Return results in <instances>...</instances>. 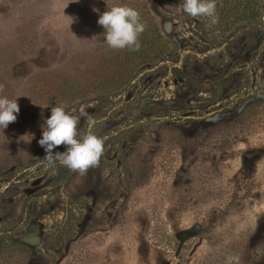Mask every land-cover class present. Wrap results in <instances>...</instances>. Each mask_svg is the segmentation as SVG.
<instances>
[{"label": "rangeland", "instance_id": "374dc122", "mask_svg": "<svg viewBox=\"0 0 264 264\" xmlns=\"http://www.w3.org/2000/svg\"><path fill=\"white\" fill-rule=\"evenodd\" d=\"M226 1L212 24L182 0H0V96L20 107L0 129V264H264V11L225 24ZM115 5L170 42L123 79L97 23ZM56 105L103 140L84 172L42 160Z\"/></svg>", "mask_w": 264, "mask_h": 264}, {"label": "clouds", "instance_id": "9594fccd", "mask_svg": "<svg viewBox=\"0 0 264 264\" xmlns=\"http://www.w3.org/2000/svg\"><path fill=\"white\" fill-rule=\"evenodd\" d=\"M181 9L191 17H208L212 24L217 22L216 0H182ZM97 23L104 29L102 35L109 48H127L130 51L140 49L139 37L145 31V25L134 8L127 5L107 8L99 16ZM17 98L0 96V129H6L17 120L20 112ZM82 117H85L83 110L80 115H76L73 111L66 110L63 105L51 108L50 117L42 125V138L38 141L45 151L42 160L47 166L51 167L59 162L70 170L84 172L98 163L104 151L103 140L94 133L80 134L78 125ZM60 145L65 146L64 151H53Z\"/></svg>", "mask_w": 264, "mask_h": 264}, {"label": "trees", "instance_id": "16d2710c", "mask_svg": "<svg viewBox=\"0 0 264 264\" xmlns=\"http://www.w3.org/2000/svg\"><path fill=\"white\" fill-rule=\"evenodd\" d=\"M224 3V2H223ZM227 5V7H226ZM264 0H230L225 2L222 22L225 24H237L241 22H254L263 16ZM145 31L140 35L141 47L138 51H130L127 48L113 63L118 79H123L138 66L150 65L158 62L169 51L170 42L158 28L153 18L144 22ZM151 66V65H150ZM85 89L79 88L72 95H83ZM78 96V95H77Z\"/></svg>", "mask_w": 264, "mask_h": 264}]
</instances>
